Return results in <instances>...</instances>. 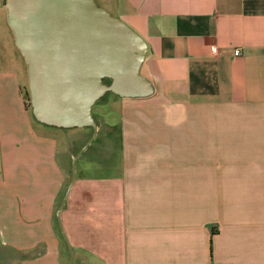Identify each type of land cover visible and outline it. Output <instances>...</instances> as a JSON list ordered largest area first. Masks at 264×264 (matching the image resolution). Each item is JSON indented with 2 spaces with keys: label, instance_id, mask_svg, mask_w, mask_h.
<instances>
[{
  "label": "crops",
  "instance_id": "obj_1",
  "mask_svg": "<svg viewBox=\"0 0 264 264\" xmlns=\"http://www.w3.org/2000/svg\"><path fill=\"white\" fill-rule=\"evenodd\" d=\"M102 1L146 41L155 92L103 99L117 134L70 153L74 129L26 105L23 56L0 54V233L42 245L27 264H264V0Z\"/></svg>",
  "mask_w": 264,
  "mask_h": 264
},
{
  "label": "water",
  "instance_id": "obj_2",
  "mask_svg": "<svg viewBox=\"0 0 264 264\" xmlns=\"http://www.w3.org/2000/svg\"><path fill=\"white\" fill-rule=\"evenodd\" d=\"M5 5L27 65L33 117L56 128L92 127L81 150L97 132L93 106L108 92L130 99L154 94V84L141 72L146 41L96 0H5Z\"/></svg>",
  "mask_w": 264,
  "mask_h": 264
},
{
  "label": "rangeland",
  "instance_id": "obj_3",
  "mask_svg": "<svg viewBox=\"0 0 264 264\" xmlns=\"http://www.w3.org/2000/svg\"><path fill=\"white\" fill-rule=\"evenodd\" d=\"M96 1L98 2V4H100L105 9H107V7L104 5L105 3H103L102 0H96ZM5 11H6V7H5ZM3 15H4V12H2V14L0 16V54L3 55L6 51L8 54H11L12 49H13V51L16 53V55L17 54L20 55L21 53L15 44V39L13 38V32H12L11 28L9 27V25H8V27L10 29L5 26L6 22H5V17H3ZM13 43H14V46H13ZM15 49H16V51H15ZM14 65H15V68L19 70L20 67H19L17 61L14 62ZM26 69H27V67H26ZM20 81L24 82V84L27 83V90L29 92L28 77H27V75H25V73H23V75L20 76ZM24 84L21 83L22 86H24ZM114 95L111 92H108L105 95V97H103L100 101L96 102L95 105L93 106V110L95 111L94 116H95V119L97 122V131H99L100 133H102L103 131H106V132H112L114 134H117L116 126L108 127L106 125H102L103 120L96 113V111H98V109H99V104L103 99H109V98H113L115 100L119 99ZM25 97H26V103H27V101H29V100H27L26 95H25ZM28 99H29V95H28ZM137 109H138V110H136L137 113L140 111H143L144 113L143 112L142 113L144 115L145 114H155V113L158 114L157 111H159L160 116L166 115L168 113L167 110L165 111V109H161V108L157 111L153 110V109H146L145 107H143L141 109H139V108H137ZM128 110L133 111L132 109H128ZM208 112H209L208 114H214V111H208ZM106 114H109L108 116H106L108 121H110L111 119H112V121L116 120L117 113L107 112ZM83 129L84 130L74 129L73 130L74 133L70 137H68V139H66V145L67 146H65L64 148H68V150L71 151L70 153H74L76 150H78L84 144V142L92 135V132H93L92 127H88L87 129L83 128ZM69 131H72V130L70 129ZM100 137L101 136L95 138V140H96V144H94L95 148L99 147L101 144V142H100L101 138ZM116 145H117V140L113 142L112 147H117ZM70 148H72V149H70ZM78 164H81V162L78 161ZM4 192H6V189L1 188L0 189V203H2V202L6 203L8 200V198L6 196L2 195V193L4 194ZM24 199L28 200L27 197H25ZM10 203L15 205L16 208H18V209L21 207L19 205L23 204L21 201V198L20 199H14V201L13 202L10 201ZM16 212L18 213V216H19L20 215L19 212L18 211H16ZM23 222H25V220H23ZM10 238L11 237L5 236L4 234L0 233V264H27L28 260L30 263H32L33 261H37V260H30V259L37 257L40 253L42 254V245H37L34 247H30V248H24L23 250L18 251L17 248H15V247L13 248L11 246L12 245V239H10ZM30 238H34V236H31V235L24 236V239L26 241H28Z\"/></svg>",
  "mask_w": 264,
  "mask_h": 264
},
{
  "label": "trees",
  "instance_id": "obj_4",
  "mask_svg": "<svg viewBox=\"0 0 264 264\" xmlns=\"http://www.w3.org/2000/svg\"><path fill=\"white\" fill-rule=\"evenodd\" d=\"M104 81H109V79H108V78H105ZM25 95L27 96V100H29V99H28V95H29L28 90H25V91H24V98H25V100H26ZM115 96H117V95H115ZM26 105H27V107L31 108V107H30V100L27 101ZM94 105H95V104H94ZM84 128L87 129L88 127H84ZM61 129H62V128H61ZM72 129H80V130H84L83 128H72ZM85 131H86V130H85Z\"/></svg>",
  "mask_w": 264,
  "mask_h": 264
},
{
  "label": "built area",
  "instance_id": "obj_5",
  "mask_svg": "<svg viewBox=\"0 0 264 264\" xmlns=\"http://www.w3.org/2000/svg\"><path fill=\"white\" fill-rule=\"evenodd\" d=\"M211 50H212V52H214V53L217 52V49H216L215 46L211 47ZM233 53H234V55H239V54H240V49H238V48L234 49Z\"/></svg>",
  "mask_w": 264,
  "mask_h": 264
}]
</instances>
